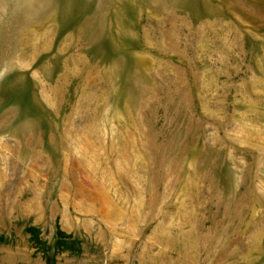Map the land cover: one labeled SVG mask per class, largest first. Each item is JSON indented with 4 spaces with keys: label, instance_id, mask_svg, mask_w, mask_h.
<instances>
[{
    "label": "rangeland",
    "instance_id": "374dc122",
    "mask_svg": "<svg viewBox=\"0 0 264 264\" xmlns=\"http://www.w3.org/2000/svg\"><path fill=\"white\" fill-rule=\"evenodd\" d=\"M0 264H264V0H0Z\"/></svg>",
    "mask_w": 264,
    "mask_h": 264
}]
</instances>
